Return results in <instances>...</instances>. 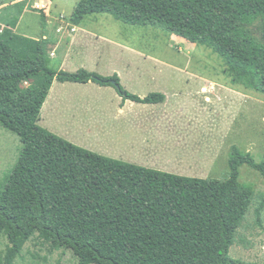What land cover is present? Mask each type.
<instances>
[{"label":"trees","instance_id":"1","mask_svg":"<svg viewBox=\"0 0 264 264\" xmlns=\"http://www.w3.org/2000/svg\"><path fill=\"white\" fill-rule=\"evenodd\" d=\"M108 13L211 48L232 84L264 93V0H78L69 19ZM42 25L46 14L41 12ZM50 37L12 28L0 33V124L16 133L19 155L0 182V235L14 264L34 235L70 249L78 264H261L229 254L254 192L240 180L246 164L264 177V157L232 144L225 179L201 178L114 158L39 124L53 80L113 86L123 100L154 103L162 92L128 91L117 73L51 63ZM264 196L255 207L262 224ZM76 264V263H75Z\"/></svg>","mask_w":264,"mask_h":264},{"label":"rangeland","instance_id":"2","mask_svg":"<svg viewBox=\"0 0 264 264\" xmlns=\"http://www.w3.org/2000/svg\"><path fill=\"white\" fill-rule=\"evenodd\" d=\"M77 1L54 0L47 7L51 11L56 8L60 16L70 17ZM34 2L36 0H20L15 4V0H0V33L16 25L18 33L39 36L43 28L41 12L44 11L28 8ZM43 2L41 0L39 4ZM81 25L106 37L96 46L102 53L99 57L95 55L96 47L92 45L93 53L76 54L64 70L74 72L85 68L102 75L117 73L120 83L128 91L145 96L166 90L170 100L168 104L153 103L147 109L141 108L144 106L140 103L134 131L122 129L119 133V128H115L119 124L115 118L118 92L113 86L91 90L85 86L88 84L67 82L64 86L56 85V94L66 95L56 104L58 110L55 107L53 117H41V126L68 140L73 138L70 141L83 147L85 143L81 144V141L91 142L86 148L111 157H117L113 154L118 152L143 157L148 156V149L153 150L150 153L152 162L203 175L201 178H227L232 144L243 152H250L258 162L263 159L264 93L232 84L221 57L211 48L176 34L170 35L157 27L124 23L108 13L88 14ZM68 40L65 34L63 44L66 45ZM83 43L87 45L85 40ZM96 56L98 59H93ZM50 65L61 69L59 57H52ZM88 100L89 104L95 103L93 108L88 105ZM155 123L167 127L158 130L157 125L153 130ZM122 124L124 126L125 122ZM84 125H88L87 130ZM20 147L19 136L0 124V182L13 167ZM239 180L252 189L254 196L229 254L264 264V210L261 225L254 212L264 196V177L244 164ZM7 244V237L2 233L0 264H6ZM75 263L78 264V259L70 249H53L36 235L25 243L14 259V264Z\"/></svg>","mask_w":264,"mask_h":264},{"label":"crops","instance_id":"3","mask_svg":"<svg viewBox=\"0 0 264 264\" xmlns=\"http://www.w3.org/2000/svg\"><path fill=\"white\" fill-rule=\"evenodd\" d=\"M20 0H15V4L19 3ZM39 1L41 0H36V2L33 3V5H30L28 8H32L34 9V7H36V4L39 3ZM54 0H44L43 4L45 5L44 8H39L40 12L41 9L45 12L46 14V24L45 26H43L42 31L40 35H44V37H50L52 38L55 43L53 44V48L51 49V56L52 57H59L60 59V67L61 69H66V65L71 64V62L74 60V56L76 54L80 55H88L90 52L93 53V48L92 45H94L95 47L100 45L101 42H103V40H106V37L101 34V33H97L95 30H92L88 27H86L85 25H81V23L83 22V20L79 23H73L69 17H66V21H60V13L54 9H52V11L47 7L49 5H47L49 2L53 3ZM38 8V7H37ZM53 12V13H52ZM85 18V17H84ZM70 23V24H67ZM76 24V25H75ZM63 25L64 31H58V27ZM4 26V25H3ZM71 26L75 27L74 31H71L70 28ZM77 26V27H76ZM14 31L16 29V25L14 27H11ZM80 31V32H78ZM57 32V33H56ZM65 34L67 35V37L69 38V40L66 43V45H64L62 39L63 36H65ZM27 35V34H24ZM173 35L174 34H170ZM28 36V35H27ZM33 37H38V36H33ZM182 38V37H181ZM86 41L87 45L83 43V41ZM102 53L101 48L96 47V52L95 55H97L98 57L100 56V54ZM90 55V54H89ZM94 57L93 59H98V57ZM178 69H181L180 67H178ZM59 80L54 79L52 86L46 96V99L43 103V106L41 108V112H40V119L43 115H45L46 118L48 117H53V114L55 112V107L56 104L58 103V101L65 96L66 94L63 93H57L55 92L56 89V85L57 86H64L67 82H73V81H59L61 84H58L56 82H58ZM81 84H88L85 85L87 88L90 87L91 90H100L103 86H110V85H99L93 81H88V82H79ZM164 92V93H163ZM162 93L164 94V99L162 101L159 102H154V103H162V104H168L167 102H169L170 97L169 94L166 90H164ZM177 93L174 92V96H176ZM144 96V95H141ZM116 114H115V118L117 120V122L119 124H117V127H115L118 130L119 133H122L123 130H126V132H133L134 131V127L133 125H136L135 120L137 121L139 114L138 112L140 111V107L139 104L142 103L144 107H141L143 109H147L148 106H151L153 103H143V102H137V101H133L130 99H126L123 100V98L118 94V96L116 97ZM88 105H90L92 108L94 107V102L92 101V104H89V100L87 101ZM97 102V101H96ZM136 102V103H135ZM157 107V106H156ZM155 108V107H154ZM151 109V108H150ZM56 110H58V107H56ZM138 114V115H137ZM49 115V116H48ZM90 118V116H89ZM39 119V121H40ZM91 120V119H90ZM89 120V121H90ZM38 121V122H39ZM128 121L130 122V124H128ZM122 122H125V125L123 126ZM172 122H174V117H172ZM157 123L154 124L153 130H156L155 128L157 127ZM86 130L88 129V125H84L83 126ZM167 127V126H165ZM162 127L160 125H158V130H160V128H165ZM52 128V127H51ZM130 128V129H128ZM123 129V130H122ZM174 128H171L170 130H173ZM178 131V130H177ZM161 132V131H160ZM158 133V132H157ZM73 139V138H72ZM69 138V140H72ZM74 141V140H73ZM74 143H76V141H74ZM81 144H83L85 147H90V143L89 144L85 141H81ZM89 145V146H88ZM152 149V148H151ZM101 150H103L106 154H110L109 152H107V150H105L104 148H101ZM147 150V149H146ZM153 150L149 149L147 150V155H142L143 157H139L136 156V154H128V153H122L119 154L115 153L113 155L117 156L118 159H122L125 158L128 160V162H132V163H136V164H141V165H145L147 167H158L161 170H165V171H169V172H174V173H178V174H183V175H189V176H196L197 174H191L188 173L182 169H178V168H170L166 165H160L155 163L154 161L152 162L150 160V153H153ZM105 155V154H104ZM109 156V155H108ZM114 157V158H117ZM126 161V160H125ZM198 177H202L203 175H197Z\"/></svg>","mask_w":264,"mask_h":264},{"label":"built area","instance_id":"4","mask_svg":"<svg viewBox=\"0 0 264 264\" xmlns=\"http://www.w3.org/2000/svg\"><path fill=\"white\" fill-rule=\"evenodd\" d=\"M36 7H38V8H44L45 5H44L43 3H42L41 5L38 3V4H36ZM61 20L65 22V21H66V17L62 15V16L60 17V21H61ZM67 24H70V23H67ZM64 29H65V28H63V25H61V26L58 27V31H59V32H60V31H64ZM70 30H71V31H74V30H75V27H74V26H71Z\"/></svg>","mask_w":264,"mask_h":264}]
</instances>
